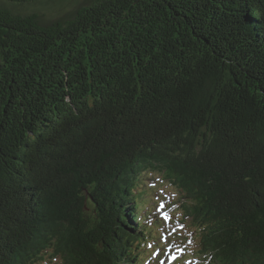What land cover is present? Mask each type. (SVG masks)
I'll return each instance as SVG.
<instances>
[{"label": "trees", "instance_id": "trees-1", "mask_svg": "<svg viewBox=\"0 0 264 264\" xmlns=\"http://www.w3.org/2000/svg\"><path fill=\"white\" fill-rule=\"evenodd\" d=\"M37 1L0 0V264H137L147 171L198 253L264 264V0Z\"/></svg>", "mask_w": 264, "mask_h": 264}, {"label": "rangeland", "instance_id": "rangeland-1", "mask_svg": "<svg viewBox=\"0 0 264 264\" xmlns=\"http://www.w3.org/2000/svg\"><path fill=\"white\" fill-rule=\"evenodd\" d=\"M81 1L82 0H40L33 3L16 5L15 12H20L22 14L37 13L47 20H52L69 13ZM138 184L141 185L139 189L143 195L141 201L144 203V205L152 203L154 206V204H157L158 200L161 197H164L166 195L164 198L160 199L159 203L153 209V212L158 216L159 210H165L168 215L169 211L171 210V208H168V206L170 205V201L167 195L168 187L161 182L159 176L155 177L152 182H147L146 185L142 184V180H139ZM163 204H166L165 208L161 207ZM149 224L153 225L152 230L155 233H159L161 231L160 226L157 223L155 224L153 222H150ZM177 225L181 224L177 220H174L173 224L165 222L163 228L167 229L170 227H175ZM162 241H164V238H162ZM180 246H182V243L177 245L179 253H181ZM166 250L167 249L165 248H161L160 250H158V252H156L157 257L152 256L153 263L151 264H169L168 259L170 255L167 254ZM160 252H162V254H160ZM184 263L195 264L191 259H187Z\"/></svg>", "mask_w": 264, "mask_h": 264}, {"label": "bare ground", "instance_id": "bare-ground-1", "mask_svg": "<svg viewBox=\"0 0 264 264\" xmlns=\"http://www.w3.org/2000/svg\"><path fill=\"white\" fill-rule=\"evenodd\" d=\"M138 213L141 214V212L138 210ZM142 215V214H141ZM143 216V215H142ZM147 227V225L145 226V228Z\"/></svg>", "mask_w": 264, "mask_h": 264}]
</instances>
